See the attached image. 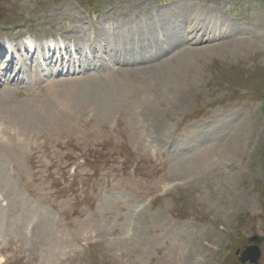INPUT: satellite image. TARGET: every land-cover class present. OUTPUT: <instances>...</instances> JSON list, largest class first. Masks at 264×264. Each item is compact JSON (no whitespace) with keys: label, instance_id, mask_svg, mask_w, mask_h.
<instances>
[{"label":"rangeland","instance_id":"1","mask_svg":"<svg viewBox=\"0 0 264 264\" xmlns=\"http://www.w3.org/2000/svg\"><path fill=\"white\" fill-rule=\"evenodd\" d=\"M208 10L227 37L177 46L196 85L148 110L165 72L112 49L131 52L136 15ZM20 38L73 51L0 73V264H254L252 238L264 264V0H0V47Z\"/></svg>","mask_w":264,"mask_h":264},{"label":"bare ground","instance_id":"2","mask_svg":"<svg viewBox=\"0 0 264 264\" xmlns=\"http://www.w3.org/2000/svg\"><path fill=\"white\" fill-rule=\"evenodd\" d=\"M208 11L211 12V14H209L208 16L205 17L206 24H205V22L202 23V21L195 15L192 16V18L189 14H187V16L186 15L184 16L185 12L184 13L180 12L177 17H171V18H169L168 16H165V15H160V17L158 19H156L155 21L150 20V22H147V21L145 22L144 14L142 16L136 15L130 19L129 22L130 23L133 22V25L136 24L137 26H139V24L143 23L145 28H143L142 31L137 30V32L133 33V35H134L133 38L135 39V42L131 46L129 45L131 48L130 53H126V51L128 49L126 50L125 48L123 50H119V49L117 50V48H115V47L112 49L115 53V56L117 57L116 58L117 64L118 65L137 64L139 66L141 65V67L143 65L144 67H142V68H145V71H146V67L147 68L149 67V68L154 69V70H161V73L163 71L165 72L164 74H162V76L160 78H159L160 74L158 77L155 78V79L158 78L157 81L154 79L153 87L155 86V90L157 91V93L155 95L149 96L148 101L146 102V104H144L145 108H148V110L151 107L158 108L161 104H163L162 103L163 101H170V102L176 101L177 98H179L183 95L189 94L190 93L189 91H191L194 88V86L196 85L195 78L192 79L191 77H188L187 75H185V73H186L185 67L182 66V68H178V66L175 65V62L173 61L174 57H172L175 55V53L171 54V52L174 51V49H177L181 46L183 49L185 47V46L183 47V45H185L186 43H188L190 41H193L195 43L196 42L203 43L205 40V36H208V38L211 37L210 35H208L209 32L204 31V30H207L208 28H212L211 29L212 32L215 31L214 34L212 35V37L214 36L215 38H212V40L216 39L218 36H222V35L228 33V27L226 26L225 23H220L219 21H217L216 19L211 17V16H213L214 10H208ZM179 19L180 20L182 19L183 21H185V22H182V26H179V25H181L180 22L178 21ZM168 21L175 24L174 25L175 30H177V29H179V30L176 31L175 33L165 31L163 28L165 27L164 26L165 23ZM115 29H117V27H115ZM109 31L105 32L104 34L107 35L109 33ZM72 32L74 34L75 30H72ZM201 32H203V33H201ZM73 34L71 33L70 36H72ZM109 34H112V33H109ZM60 37L62 40H66V39L70 38L68 36V34H66V36H63L61 34ZM130 37H128V38H130ZM222 37L226 38L227 35L222 36ZM49 38H51V37H49ZM116 38H117V36H116ZM106 39H108V38H106ZM54 40H55V38H54ZM70 40H72V39H70ZM26 42H27V46L25 45L24 40L21 39V41L19 43H17L15 46H13L12 53H9L7 51L9 49L8 47H5V48H2L3 46L0 47V55L3 56L2 60H4V58L7 55L6 60L9 62L7 64V66L3 67L2 71L0 70V73L3 74L4 77H7V75H9V73L12 71L14 73H16V74H14V73L13 74H14V76L18 77L17 81H15V79L9 80L10 78H8V80L10 82L13 81L16 85H19L22 82H24V80L20 78V74L23 71H25L27 67L32 68V66L35 65V66H38V68L41 66V68L45 70V67L47 65L48 66H49V64L51 65L52 59L50 57V53H51L52 49L56 50V47H54V48L51 47V46H54L53 43L48 44V45L41 43L40 45L48 46L45 48V50L48 51V55H49L48 57L41 58V56H40L41 54L38 51L39 48L36 47V46L39 47V45L32 47L35 44L29 38H27ZM109 44H110V46H112L111 43H109ZM155 44H157V45H155ZM58 45H55V46H58ZM61 46L62 47L65 46L64 51H65V54L68 56L69 61H67L65 58H63L62 57L63 55H60L59 56L60 61L58 60V58L54 59V62H55V63H53L54 65L58 64V62H60V64L63 65L65 61H67L66 62L67 64H70L72 61L71 60L72 56L70 54L73 50H71L70 44L65 45L62 43ZM73 46H77V47H75V51L77 54H79L80 56H84L83 48L78 47L80 45L75 44ZM90 46H91V44H90ZM97 46H98V44H97ZM177 46H179V47H177ZM59 49H60V47H59ZM94 49H95V47H94ZM99 49H100V47H99ZM109 51L111 52V49H109ZM57 52H58V50H57ZM91 52L95 56V52L93 51L92 47H91ZM15 53H17L18 56L22 57L21 63H19L17 61V57L14 58V56L12 55ZM144 54H146V59L144 58ZM25 55H26V58H25ZM11 56H12V58H11ZM41 60H42V62H41V64H39V61H41ZM166 63H168L169 65L168 64L166 65ZM177 64H180V62ZM51 69H52V67H51ZM127 69L128 68L122 69L121 72L127 73L128 72ZM62 72H63V70H62ZM74 72H76V74H81L82 70L81 71H74ZM74 72L72 74H74ZM149 72L150 71H148V73ZM155 72H154V74H155ZM122 75L124 76V74H122ZM164 79H165V81H164ZM97 90H98V88H97ZM100 95H101V93H100ZM240 195H241V193H240ZM240 195L238 192L235 197L239 198Z\"/></svg>","mask_w":264,"mask_h":264},{"label":"water","instance_id":"3","mask_svg":"<svg viewBox=\"0 0 264 264\" xmlns=\"http://www.w3.org/2000/svg\"><path fill=\"white\" fill-rule=\"evenodd\" d=\"M250 246H247L246 249L240 255V261L245 263L249 261L250 263L258 264V259L260 258V240L258 238H252Z\"/></svg>","mask_w":264,"mask_h":264}]
</instances>
